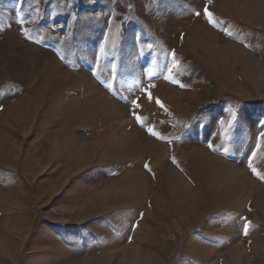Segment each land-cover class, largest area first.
<instances>
[{"label": "rangeland", "instance_id": "374dc122", "mask_svg": "<svg viewBox=\"0 0 264 264\" xmlns=\"http://www.w3.org/2000/svg\"><path fill=\"white\" fill-rule=\"evenodd\" d=\"M261 121L264 0H0V264H264Z\"/></svg>", "mask_w": 264, "mask_h": 264}, {"label": "snow or ice", "instance_id": "6c2138e0", "mask_svg": "<svg viewBox=\"0 0 264 264\" xmlns=\"http://www.w3.org/2000/svg\"><path fill=\"white\" fill-rule=\"evenodd\" d=\"M200 14H201V13H199V12H196V13H195V15H197V16H199ZM212 15H213V14L208 10L207 6H205V8H204V16H205V18L207 19L208 23H210V24L213 23ZM17 23L21 26V27H20V31H21L26 37H29V33H28V31H27V29L24 27L25 21H24V19L22 18L21 13H19V12H17ZM225 31H227V30H225ZM227 34H228V35H232L231 32H228ZM29 38H30V37H29ZM171 55H172V57H173V63L170 64V65L168 66V74L164 77V79L169 80V81L172 82V83H177V84H179L180 82H179L178 80H176V79L174 78V76H173V68L176 67V64H175V61H174L175 52L173 51V52L171 53ZM92 73H93V75H96V69L93 68V69H92ZM180 86H181V87H185V85H183V84H180ZM107 87L109 88V90H112V85H111V84L107 85ZM152 87H154V85H148V87H146V88H143V87L140 88V91L143 92V93H145V94L148 96L149 100L152 99V95H151V92H150V90H149V89L152 88ZM114 94H115V93H114ZM156 103L159 104L160 107H162V108L164 107V105L161 104V102H160L158 99L156 100ZM131 104H132L134 107H137V108L139 107V104H138V100H137V99H132V100H131ZM134 115H136V114L134 113ZM136 120H137L138 123H141V122H142V121H141V117H140L139 115H136ZM261 123L264 124V121H261ZM146 130H147L148 133H149L150 135H152V136H155V137H157V138H163V137L160 135V133L156 132V131L154 130V128H152V127H148ZM260 136H261V137H264V133H260ZM208 147H209V148H212V147H213V145H212L211 142H209ZM257 148H259V144H257ZM224 151L227 152L228 149L226 148V149H224ZM255 154H256V152H255V150H253V152H252V156H255ZM251 158H252V157L250 156V157H249V161H251ZM144 167H145V168H148V165L145 164ZM248 167L252 170V172H253L254 175H259V173H257V170H256L255 168L252 167L251 163L248 164ZM149 170H150V169H149ZM261 178L264 179V177H261ZM141 215H143V214H141ZM249 225H250V222H249V221H245L244 226H243V227H244V230H245V233L247 232V230H248V228H249Z\"/></svg>", "mask_w": 264, "mask_h": 264}]
</instances>
